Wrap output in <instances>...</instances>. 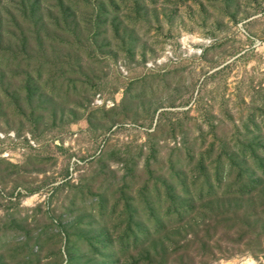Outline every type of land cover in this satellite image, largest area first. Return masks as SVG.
<instances>
[{"label": "rangeland", "instance_id": "1", "mask_svg": "<svg viewBox=\"0 0 264 264\" xmlns=\"http://www.w3.org/2000/svg\"><path fill=\"white\" fill-rule=\"evenodd\" d=\"M1 53V264H264V0H0Z\"/></svg>", "mask_w": 264, "mask_h": 264}, {"label": "trees", "instance_id": "2", "mask_svg": "<svg viewBox=\"0 0 264 264\" xmlns=\"http://www.w3.org/2000/svg\"><path fill=\"white\" fill-rule=\"evenodd\" d=\"M131 2H133V3H137V0H131ZM99 6V8H101L103 5L102 4H99L98 5ZM114 8V7H113ZM113 8H111V9H113ZM118 9V8H117ZM116 9V10H117ZM64 10V9H63ZM65 10H68L67 8H65ZM66 16H67V13H66ZM253 22H251V23H248V25H251ZM4 50V49H3ZM11 55H8V54H6V53H1V55H0V62L1 61H3L4 59L5 60H9ZM35 78H36V80H38L39 81V79H40V73H39V71H37L36 70V72H35ZM37 88L38 87H36L35 86V88L34 89H32L33 91L34 90H37ZM53 88V87H52ZM32 90H27L26 89V94H27V96L28 97H32L33 96V91ZM242 164H244V160H242V161H240ZM239 162V163H240ZM238 173L240 174V171L238 170ZM203 183H201L200 184V186H199V190L196 192V194H197V196L198 197H201L203 194H206V193H204L203 192V185H202ZM207 184V183H206ZM208 185H206V187H207ZM184 188L186 189V186H184ZM187 190V189H186ZM186 193V192H185ZM188 193V192H187ZM186 193V195H185V197H184V202H180V203H178L177 204V202L178 201H176V200H172V204H170V205H168L167 206V210H166V213H169V215L172 213V212H175V211H177L178 209H179V207H182L181 209L183 210V211H186V210H188L189 208L188 207H190L189 205H188V200H190V196L188 195ZM177 197V196H176ZM172 199H173V197H172ZM123 204H125L126 205V208L128 207V215H127V218H128V220H129V222H131L132 221V219H133V216L137 213L136 212V208H132V207H130V205H129V203L128 202H126V201H124L123 202ZM177 213V212H176ZM171 216V215H170ZM155 220L157 221L158 219L157 218H155ZM161 223V222H160ZM229 226V225H228ZM1 264V263H0Z\"/></svg>", "mask_w": 264, "mask_h": 264}, {"label": "bare ground", "instance_id": "3", "mask_svg": "<svg viewBox=\"0 0 264 264\" xmlns=\"http://www.w3.org/2000/svg\"><path fill=\"white\" fill-rule=\"evenodd\" d=\"M244 264H252V262L249 260V261H246Z\"/></svg>", "mask_w": 264, "mask_h": 264}]
</instances>
